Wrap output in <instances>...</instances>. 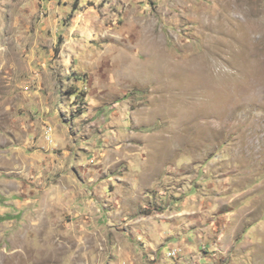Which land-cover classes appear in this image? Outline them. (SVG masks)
Instances as JSON below:
<instances>
[{"label":"rangeland","instance_id":"rangeland-1","mask_svg":"<svg viewBox=\"0 0 264 264\" xmlns=\"http://www.w3.org/2000/svg\"><path fill=\"white\" fill-rule=\"evenodd\" d=\"M0 0V264H264V0Z\"/></svg>","mask_w":264,"mask_h":264},{"label":"trees","instance_id":"trees-1","mask_svg":"<svg viewBox=\"0 0 264 264\" xmlns=\"http://www.w3.org/2000/svg\"><path fill=\"white\" fill-rule=\"evenodd\" d=\"M78 1H79V0H75V2H74V7H78Z\"/></svg>","mask_w":264,"mask_h":264}]
</instances>
